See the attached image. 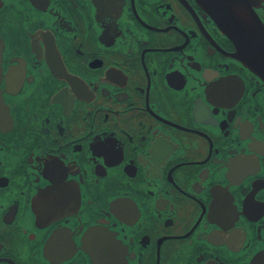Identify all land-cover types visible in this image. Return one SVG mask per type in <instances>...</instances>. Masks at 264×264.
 Instances as JSON below:
<instances>
[{"label":"flooded vegetation","instance_id":"1","mask_svg":"<svg viewBox=\"0 0 264 264\" xmlns=\"http://www.w3.org/2000/svg\"><path fill=\"white\" fill-rule=\"evenodd\" d=\"M230 6L0 1V264H264V68Z\"/></svg>","mask_w":264,"mask_h":264},{"label":"water","instance_id":"2","mask_svg":"<svg viewBox=\"0 0 264 264\" xmlns=\"http://www.w3.org/2000/svg\"><path fill=\"white\" fill-rule=\"evenodd\" d=\"M1 1V0H0ZM220 1V5H224L225 2L230 3V9L236 12L232 14L230 12H224V19L228 16L229 21L236 22L234 28H228L230 33L236 37L239 42V47L243 53L244 58L249 62L252 67H256L263 70L264 68V28L259 22V19L254 16H247L248 14V0H213ZM221 9V8H220ZM222 15V13H221ZM244 24L243 28L240 23ZM243 36V38H242ZM248 64V65H249Z\"/></svg>","mask_w":264,"mask_h":264},{"label":"snow or ice","instance_id":"3","mask_svg":"<svg viewBox=\"0 0 264 264\" xmlns=\"http://www.w3.org/2000/svg\"><path fill=\"white\" fill-rule=\"evenodd\" d=\"M56 163H57V162H55V161H54V162H53V165L55 166V165H56Z\"/></svg>","mask_w":264,"mask_h":264}]
</instances>
